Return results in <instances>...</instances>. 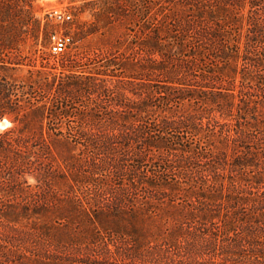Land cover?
<instances>
[{
	"label": "trees",
	"instance_id": "obj_1",
	"mask_svg": "<svg viewBox=\"0 0 264 264\" xmlns=\"http://www.w3.org/2000/svg\"><path fill=\"white\" fill-rule=\"evenodd\" d=\"M82 1L52 68L0 0V264H264V0Z\"/></svg>",
	"mask_w": 264,
	"mask_h": 264
},
{
	"label": "rangeland",
	"instance_id": "obj_2",
	"mask_svg": "<svg viewBox=\"0 0 264 264\" xmlns=\"http://www.w3.org/2000/svg\"><path fill=\"white\" fill-rule=\"evenodd\" d=\"M84 6H85V2H83L82 0H35L34 2L35 16L36 18L41 20V25H42L40 42H43L42 33L43 30H45L47 24H48V30L52 33L50 36L51 37L50 43L43 50L44 52L43 58L52 68H58L61 64H66L68 57H70V60L74 62L81 61L82 59L81 47L89 49L88 51L90 57L96 59L95 57L96 54L98 53L97 49L104 47L103 44H107L109 42L114 44L116 41L118 42L120 40L119 37L121 36V29L116 28L114 30H111L110 32H106L105 36H101L100 34H97L88 37L83 42L77 41L79 25L82 23L90 24L93 20L92 15L88 9L84 13H80L81 9ZM55 11H59L64 14L70 15L71 20L67 23L58 22L52 15L53 12ZM20 18H22L21 21L26 19L25 16L24 17L21 16ZM17 33L16 34L13 33V36H17L18 35ZM54 34H58L60 36H67L72 40L67 50L62 54H54L51 50L52 36ZM22 38L25 39L26 42L19 43L18 48L21 49V52L24 56H29L31 46L33 44L32 39H30L28 35L26 36V38L23 35L20 39ZM99 58L100 59L96 60L98 64L95 65L98 67L102 65V63L104 62L103 57H99ZM27 69L28 68L26 67L22 68L14 75V78L15 80H17L18 83L23 85H30L31 82L39 79L37 76H32V77L29 76L27 73ZM106 117L110 118V116H106ZM11 127L12 124L9 121V119L4 118L0 120V132ZM64 130H66V128Z\"/></svg>",
	"mask_w": 264,
	"mask_h": 264
},
{
	"label": "built area",
	"instance_id": "obj_3",
	"mask_svg": "<svg viewBox=\"0 0 264 264\" xmlns=\"http://www.w3.org/2000/svg\"><path fill=\"white\" fill-rule=\"evenodd\" d=\"M54 18L60 23H67L71 20V16L64 14L59 11H55L52 14ZM71 38L67 36H60L58 34H54L52 36L51 50L54 54H62L64 53L68 46L71 44Z\"/></svg>",
	"mask_w": 264,
	"mask_h": 264
},
{
	"label": "clouds",
	"instance_id": "obj_4",
	"mask_svg": "<svg viewBox=\"0 0 264 264\" xmlns=\"http://www.w3.org/2000/svg\"><path fill=\"white\" fill-rule=\"evenodd\" d=\"M5 126H7V125H5ZM27 179H28V183L29 184H33L34 185L36 183L35 179L30 177V176Z\"/></svg>",
	"mask_w": 264,
	"mask_h": 264
}]
</instances>
